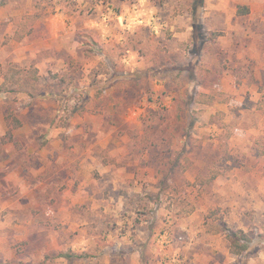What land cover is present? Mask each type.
<instances>
[{"label":"rangeland","instance_id":"1","mask_svg":"<svg viewBox=\"0 0 264 264\" xmlns=\"http://www.w3.org/2000/svg\"><path fill=\"white\" fill-rule=\"evenodd\" d=\"M0 264H264V0H0Z\"/></svg>","mask_w":264,"mask_h":264},{"label":"trees","instance_id":"2","mask_svg":"<svg viewBox=\"0 0 264 264\" xmlns=\"http://www.w3.org/2000/svg\"><path fill=\"white\" fill-rule=\"evenodd\" d=\"M248 13H249V9L247 6L240 5L236 7V15L244 16V15H247ZM198 97L208 98V102L202 101L200 103L213 104L214 102H216L214 95L207 96L201 93L198 95ZM190 98L193 99V97H190ZM7 118L8 117H6V119ZM217 174L218 173L211 175L210 180H213ZM216 225L218 226V229L221 231V233L225 236L228 242L229 252L231 254L238 256V255L245 253L248 250L249 245H250V238L242 230H236V229L229 227L221 219L217 221ZM57 257L72 259V257L67 253L65 254L58 253Z\"/></svg>","mask_w":264,"mask_h":264}]
</instances>
